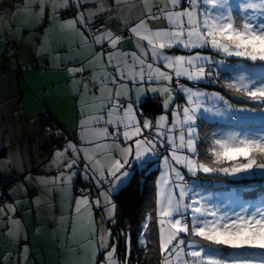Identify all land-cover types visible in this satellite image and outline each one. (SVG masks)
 <instances>
[{"label": "snow or ice", "instance_id": "snow-or-ice-1", "mask_svg": "<svg viewBox=\"0 0 264 264\" xmlns=\"http://www.w3.org/2000/svg\"><path fill=\"white\" fill-rule=\"evenodd\" d=\"M240 8L234 17L229 0H160L155 5L144 0L132 17L125 14L123 0H28L21 41L39 43L37 55H47L54 65L42 70L65 73L61 83L68 86L75 115L71 134L56 116L39 114L31 122L37 155L43 145L49 157L39 171L55 175H33L24 163L30 157L20 150L0 159V214L5 225H12L6 240L18 245L15 260L6 249L0 264H30L32 255L27 230L21 231L15 218L24 198L9 203L16 188L7 197L2 191L17 175L25 196L31 186L46 194L59 187L67 194L62 198L67 211L62 204L59 217L53 211L50 219L62 228L64 248L70 236L80 238L77 251L86 247V258L77 264H264V209L249 213L246 205L252 201L243 198L245 192L252 195L249 178L264 170V131H254V120L264 118V81L252 78L248 63L264 62V21L259 19L264 0H242ZM113 18L122 26L114 28ZM37 28H43L42 35ZM54 30L70 34L71 43L52 48ZM131 39L135 48L127 50L123 46ZM209 49L214 53L204 54ZM182 51L192 54H178ZM9 55L14 58L15 51ZM16 63L30 70L27 62ZM181 77L188 82L206 78L221 90H201L181 83ZM173 80L186 96L183 105L171 91ZM145 86L163 95L161 107L170 113V123L167 114L145 115L137 108L146 98ZM48 93L42 86L37 98L46 102ZM117 112L122 116L115 120ZM10 143L9 136L0 148ZM137 177L152 179L161 191L151 211L129 220L113 196ZM208 184L222 190L218 195L228 203H213ZM33 200L39 204L40 197Z\"/></svg>", "mask_w": 264, "mask_h": 264}, {"label": "crops", "instance_id": "crops-1", "mask_svg": "<svg viewBox=\"0 0 264 264\" xmlns=\"http://www.w3.org/2000/svg\"><path fill=\"white\" fill-rule=\"evenodd\" d=\"M28 0H0V142L7 143L9 136L11 137V143L5 148H0V159H6L9 152H15L20 150L21 153H25L30 159L24 161L25 166H31L33 169V175H55V172L44 173L39 169L45 167L48 163V151L43 145L40 146V154L37 155L36 144L37 141L31 136L33 131L32 121L38 117L39 114L44 116H56L58 117L69 129L71 134L74 113L71 108V99L69 95V89L66 83H61L65 73L57 70H42L50 67L54 68V65L49 64L47 55H37V49L39 43H27L21 41V32L19 29L27 18L25 12V5ZM160 0H148L149 4H158ZM242 0H229V4L233 8L234 17L238 16L241 12L240 4ZM144 3V0H123L124 12L126 15L130 14L134 17L140 10V6ZM210 12H214L211 5L206 6ZM64 17L62 16V19ZM202 19V16H201ZM259 19L264 21V16H260ZM48 21H45L43 27H48ZM111 24L114 28L121 27L122 24L118 23L115 18L111 20ZM166 26V25H163ZM36 34L42 35L43 28L35 29ZM28 35V29L25 28L23 36ZM71 35L54 30L51 38V47L56 48L57 44L61 41L71 43ZM8 41H14L17 46L9 51H5V45ZM143 43H147L143 41ZM136 45V39H131L124 44V48L127 50H134ZM179 47V46H177ZM79 51H85L84 49H78ZM15 51V57H10L9 53ZM68 49L65 48L61 53L67 54ZM214 50H207L204 54H212ZM171 54V53H169ZM178 54L189 55L192 54L188 51H182ZM222 59V57H217ZM243 59V58H242ZM16 61L27 62L29 71H24V64L19 68ZM131 61H129V64ZM233 63H235L233 61ZM249 64L253 66V71L250 73L253 79L264 77V62H251ZM202 66V65H200ZM62 67V65H61ZM162 70H166L175 76L174 70L167 69L161 65ZM238 75V73H231ZM248 75V74H246ZM49 81L53 83L49 84ZM181 83H188L189 86L197 87L201 90L220 91L216 85L210 84L205 78L202 81L188 82L185 78L181 77ZM175 84L173 80L172 84ZM48 87L49 98L46 100L38 99L37 93L40 87ZM158 86V85H156ZM177 93L180 95L178 100L186 103V96L181 94V90L177 87ZM111 87V85H109ZM146 98L143 101H148L151 108H155L156 104L159 107V111L156 115L164 110L162 109L163 95L161 93L153 94L145 86ZM40 96H44V93H39ZM151 102H155L153 106ZM139 105V104H138ZM182 105V104H181ZM175 107V104L172 105ZM22 109V112L20 111ZM103 115V113H102ZM122 116V112L114 114L113 119L118 120ZM171 120V115L169 113ZM114 128H110V131ZM121 130L123 125L121 124ZM79 130L77 129V132ZM90 134V132H89ZM42 163H38L37 161ZM13 186L9 191L15 187L16 191L8 201L13 203L16 200L24 198L23 204H17V211L15 213L16 220L20 221V230H27L28 236L31 240L32 255L28 257L31 261L35 258L36 264H77V261H83L86 256L82 254V251L76 250V245L80 238L69 237L67 241V248H64V240L62 228L58 224H54L50 217L53 211L56 216L59 217L61 213V205L67 211V201L62 200L67 194L63 192L59 187L55 193H44L43 190L36 186L28 187L26 196L23 192L22 176L17 175L14 179ZM20 186V187H17ZM8 191V193H9ZM73 194H75L73 192ZM34 197H40L39 204H36L33 200ZM55 201L56 207L52 208V202ZM114 200V198H113ZM244 200H247L246 198ZM4 205L0 204V207ZM74 211V206H73ZM12 214L9 213L10 217ZM97 219V215H95ZM4 215L0 214V253L7 251L12 253L11 259L15 260V252L18 245L15 240L11 242L6 240V232L12 225L9 223L5 225ZM159 226H157V233ZM86 235V233H85ZM22 250V246H21ZM166 255V253H164Z\"/></svg>", "mask_w": 264, "mask_h": 264}, {"label": "trees", "instance_id": "trees-1", "mask_svg": "<svg viewBox=\"0 0 264 264\" xmlns=\"http://www.w3.org/2000/svg\"><path fill=\"white\" fill-rule=\"evenodd\" d=\"M16 46L17 44L12 48H8L7 45H5V51H9ZM216 87L221 90L218 84L216 85ZM225 91L227 90L225 89ZM149 104L150 103L148 101H143V103L137 105V108L142 109L145 115L149 113L157 114V112L159 111V107L157 106L158 104H156L155 108H151ZM121 187L124 188V186ZM248 191H250L252 195H248V192H245L244 197L255 198V196H258L264 192L263 182L261 180H256L255 183L251 185V188ZM113 198L114 201L120 205L124 216L129 220H135L139 216V214L151 211L150 206L154 205L156 200V189H154L152 179L141 182L140 177H137L130 187L124 188V190L121 191L119 195L113 196ZM120 227L125 228L126 230V225L124 223H121ZM132 227H136L135 222L132 223ZM147 243L153 242L147 241Z\"/></svg>", "mask_w": 264, "mask_h": 264}, {"label": "rangeland", "instance_id": "rangeland-1", "mask_svg": "<svg viewBox=\"0 0 264 264\" xmlns=\"http://www.w3.org/2000/svg\"><path fill=\"white\" fill-rule=\"evenodd\" d=\"M233 77H236L237 75L235 74H232ZM255 81H257L258 83L260 81H264V77H261V78H255L254 79ZM251 87V85H249ZM174 94V93H173ZM234 103L236 102V100L233 101ZM176 103H179V104H185V102H182L181 100ZM160 114H167L169 115V113H165L164 111L161 112ZM177 119H182V110L179 114V116L177 117ZM171 122L170 120V117H169V123ZM254 124L256 125V127L254 128V131H264V127H262L261 125H264V118H257L254 120ZM178 133H179V125L177 126V137H178ZM178 138H177V143H178ZM156 176L158 177L159 176V173L157 172L156 173ZM256 180H261L264 184V170H261L259 172H257V174L254 176V177H251L249 178V181L252 182L251 185H253L255 183ZM201 187H204V185H201ZM233 187H236L235 185H233ZM207 188L213 192V199H212V202L213 203H220V204H226L228 203V201L224 198V197H221L218 195V192L219 191H222V190H218V189H213L211 187V184H208L207 185ZM161 190L159 188H156V199L158 198L157 196V193L160 192ZM205 195H207V192H205ZM244 199L246 197H243ZM247 200H251L252 202L250 204H247L246 206L248 207V211L249 213L253 212L256 210V208H261V209H264V192L261 193L260 195L258 196H255V198H246ZM234 210L235 211H240V205H236L234 207ZM94 215H97V220H99V213L98 212H94ZM157 226H159V224L157 223ZM77 239V238H76ZM82 251V254L84 256H86V252H87V249L86 247H82L81 249Z\"/></svg>", "mask_w": 264, "mask_h": 264}, {"label": "built area", "instance_id": "built-area-1", "mask_svg": "<svg viewBox=\"0 0 264 264\" xmlns=\"http://www.w3.org/2000/svg\"><path fill=\"white\" fill-rule=\"evenodd\" d=\"M6 45H7L8 48H12V47H14V46L16 45V43H15L14 41H8ZM18 67L21 68L22 65L19 64ZM171 90L174 91V90H175V87L172 86V87H171ZM13 182H14V180L11 182V184L8 185V187L2 189V191H3V195H4L5 197L8 196V194H9V193H8V189H9L10 186L13 184ZM4 183H7V181H5ZM9 200H10V199H9ZM9 200H8V201H9Z\"/></svg>", "mask_w": 264, "mask_h": 264}, {"label": "clouds", "instance_id": "clouds-1", "mask_svg": "<svg viewBox=\"0 0 264 264\" xmlns=\"http://www.w3.org/2000/svg\"><path fill=\"white\" fill-rule=\"evenodd\" d=\"M172 86H174V87H175V90H174V91H172V90H171V91H172V93H174V94H177V95H178V93H177V88H176L175 84L173 83V84H172ZM151 103H153V102H151ZM154 103H155V102H154ZM155 104H156V103H155ZM14 182H15V181H14ZM14 182H13V184H14ZM13 184L10 186V188L13 186ZM10 188H9V189H10ZM9 189H8V191H9Z\"/></svg>", "mask_w": 264, "mask_h": 264}, {"label": "water", "instance_id": "water-1", "mask_svg": "<svg viewBox=\"0 0 264 264\" xmlns=\"http://www.w3.org/2000/svg\"><path fill=\"white\" fill-rule=\"evenodd\" d=\"M155 103H151V105L153 106Z\"/></svg>", "mask_w": 264, "mask_h": 264}]
</instances>
